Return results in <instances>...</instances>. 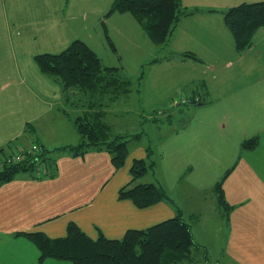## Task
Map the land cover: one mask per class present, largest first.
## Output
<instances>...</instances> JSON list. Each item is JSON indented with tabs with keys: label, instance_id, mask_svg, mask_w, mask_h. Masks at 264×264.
Here are the masks:
<instances>
[{
	"label": "crops",
	"instance_id": "0c3cea01",
	"mask_svg": "<svg viewBox=\"0 0 264 264\" xmlns=\"http://www.w3.org/2000/svg\"><path fill=\"white\" fill-rule=\"evenodd\" d=\"M39 1L41 2L30 0V3H28L25 0H10L11 8H15L13 11V27H16V24L21 25L18 20L19 17H22L20 15L24 11L30 13L38 6H41L42 9L50 8L53 12L57 11L62 5H68V10L78 6L99 8L101 11L100 16L103 17L107 11H111L115 0ZM182 1L185 8L189 10L198 8L201 11L182 18L178 25L179 28L177 27L178 30L176 28L174 31V34L177 31L178 40L174 41L173 45L170 44V47L166 50L167 53L163 55V62L166 63L221 60L230 50L231 42L235 43L225 24L224 11L244 2L264 0ZM38 3L40 4L38 5ZM1 7L0 3V13L3 11ZM88 18L86 14L84 20ZM104 22L109 29L112 28L116 31L127 48L130 44L136 42L138 35L134 37L131 32L139 23L131 14L114 13L106 18ZM48 24L49 28L46 27V30L49 29V34L53 35L47 40L65 43L68 38H64L63 31L58 32L56 28L64 27L66 23L62 22L56 14L53 19L48 20ZM0 34L2 35V30H0ZM255 40L264 42V28L257 32ZM91 41L93 40H85L84 42L98 56L96 48L92 46L95 42ZM11 42L22 45L19 39H15L14 34L0 36V80L2 75H6L9 71L6 67V61H8L6 58H10L11 51L8 50V44ZM154 46L156 51L161 50L155 44ZM37 55H35V58ZM188 55H193L197 59L193 56L190 58ZM261 55L260 52L258 57L252 59L250 63L255 66L260 64ZM18 56H20L19 51L13 53L14 59ZM100 59L103 60L102 57ZM160 59L162 60V58H159L158 61ZM245 65L230 70V76L226 82L222 81L226 87H231L229 96L232 100L225 105L226 110L224 112L230 107L242 111L240 115L237 113L230 115L232 120L235 117L243 119L256 114L249 110L243 112L244 108L264 107V69L247 68ZM104 66L118 69L122 78L133 84L131 77L125 74L118 65ZM19 71L23 75L24 71L21 67ZM39 71L43 74L40 69ZM43 75L52 82V85L44 83L42 91L46 94L40 98L41 103L27 101L26 106H21L24 104L23 102L15 101L14 106V101L2 100L3 95L0 94V164L7 155L13 152L14 146L24 151L33 150L36 148L35 143H37L42 148L55 150L66 146H77L81 142V135L75 121L84 114L88 106L73 104L71 99H67V97L74 96L75 91H67L59 81L45 74ZM198 77L200 79L201 76ZM232 81L236 84L235 88H232ZM205 83L204 80H200L197 84L192 80H188L185 84L187 91L192 89L191 101L201 102L200 106L204 105L200 90ZM34 86L37 87V84L34 83ZM3 88L4 86L1 87L0 91ZM237 88H240V90H236ZM126 95L123 98L134 99L132 103V108H134L136 101L139 100L140 91L134 88ZM234 95L236 96L234 97ZM45 99H50V106L45 103ZM168 100L169 103L179 101L173 96H169ZM82 101H85V99H82ZM118 101L120 103L123 101L122 96L116 100H110L111 104H108L105 108L107 123L111 130L113 129L112 124L119 122L120 117H124V112L118 110ZM85 102L83 103L86 104ZM187 102L182 101L184 104H187ZM177 106L179 107V104ZM125 113L130 114V111L126 110ZM140 115L136 113V118L134 117V127L137 126V129L127 135L133 136L142 133L139 132L138 128L144 122ZM176 115L178 114H165L160 120L155 119L153 116H145L148 120L155 119L156 122H159L155 126L159 137L158 142L162 145L160 166H163V164L168 165L170 176H161V173L156 171L157 164L154 160V150L150 139L149 145L144 143L143 147H141L142 145L136 146L140 147L138 151L128 152L125 164L120 168L114 166L112 156L106 150H87L84 154L79 155L64 150L53 154L57 168L55 176H46L47 171L44 167H41L42 173H45L43 178L35 177L34 172H23L19 173L12 181L3 184L0 187V264H71L68 261L55 259L40 262L38 254L36 259L33 257L27 259L24 252L28 251L30 246L22 240L29 238L23 233L39 232L51 239L63 238L68 234L69 225L74 223L92 240H97L101 234L111 240H121L130 230H145L174 218L178 210L183 212L187 221L195 220L199 222L204 216L207 218L209 214L206 210L208 209L201 211L202 209L197 208V211L188 214L189 210L177 205L175 200H171L170 197L168 201H161L146 208H139L131 200L119 198V191L132 182L131 167L134 161L139 159L148 160V148L153 153L152 158L155 161V166L139 182L154 183L161 186L170 196L173 190L175 192L177 189L176 182L182 181L181 173L183 171L193 173L197 169L196 162L200 158L214 155L218 145L215 142L217 134L211 133L213 123L210 120L205 123L198 121V125L191 127L192 122H184L179 115L176 118ZM181 128L183 131H181ZM119 131L117 133H127L123 129ZM146 133L143 132V135ZM141 137L132 140L141 141ZM21 140L23 141L20 142ZM222 140L223 142L220 143L226 145L229 150L233 148L229 141L226 143L225 138H222ZM51 141L55 142L50 144ZM74 141L78 142L74 143ZM28 142L30 143L27 144ZM10 144L11 148L8 149ZM32 144L34 145L31 146ZM2 149H6L5 154L1 153ZM240 157H243L245 164L249 165L247 173L251 179V184H249L251 187L242 191L241 197L243 200L241 202L229 201L225 191L224 194L227 202L234 206L233 209L238 205H246L244 208H246L245 212L248 214L247 220L249 222L234 227L231 231L229 230L226 244L224 245L223 240L220 245V253L210 261L212 264H264V221L255 219L260 213L264 217V153L263 150L259 151L258 148L242 151L241 147ZM243 215L244 213H241V218ZM222 216L220 217L221 221L225 220V216L223 219ZM192 232L194 237L193 227ZM196 243L204 246L206 251L208 250L207 245L197 241ZM208 254L211 255L210 252ZM38 256L39 258H37ZM194 258L195 264H202L203 257L195 254ZM185 263L193 264L190 261L183 264Z\"/></svg>",
	"mask_w": 264,
	"mask_h": 264
},
{
	"label": "rangeland",
	"instance_id": "374dc122",
	"mask_svg": "<svg viewBox=\"0 0 264 264\" xmlns=\"http://www.w3.org/2000/svg\"><path fill=\"white\" fill-rule=\"evenodd\" d=\"M25 1L30 3V0ZM0 3L2 5L1 10L3 9L0 13V30H2V35L0 34V36L14 34L15 39H19L22 42V45H17L13 42L8 44V50L11 53L10 58H6L8 60L6 61V67L9 71L6 75L3 74L0 80V90L4 86L2 91H0V94L3 95L2 100L14 101V106L15 101L23 102L24 104L21 106H26L27 101L41 103L40 98L46 94L42 91L44 83L52 85V82L40 73L35 62V55L45 53L59 54L75 40L88 41L91 39L93 40L91 42H95L92 46L96 48L98 56L103 58V64L118 65L133 80L130 88L140 91L139 100L138 102L136 101L134 108H132L134 99L123 98L124 95L122 96L123 101L121 103L117 102L118 110L124 112V117H120L119 122L112 124V134L115 135L121 129L127 132L125 134L134 132L137 129V126L134 127V117L136 118V113L141 114L140 117L144 122L138 127L139 132H142L140 133L141 136L143 132L147 133L141 137V141L130 139L127 144L128 150L130 153L135 150L138 151L140 147L136 146L142 145L141 147H143L144 143L149 145L151 139L154 160L157 164L156 171L161 173V176H170V171H168V165L163 164V166H160L162 145L158 142L159 137L155 124L157 125L159 122H156L155 119L160 120L165 114L174 113L178 114L184 122H192L191 127L198 125V121L205 123L210 120L213 123L211 133L217 134L215 142L218 145L214 155L200 158L196 162L197 169L193 173L191 171H183L181 173L182 181L176 182V191L174 192L173 190V193H171L172 197L168 194L170 199L175 200L177 205L189 210L188 214L197 211V208L199 210L202 209L201 211L208 209L206 210L209 214L207 218L204 216L199 222L195 220L189 222L193 227L195 240L198 243L207 245L208 250H205L204 254H199L203 257L202 264H212L210 261L220 253L222 241L224 240V245L226 244L229 230L231 231L234 227H239L249 222L247 220L248 214L245 212L246 208H244L246 205L236 206L233 209L234 211H232L233 213H230V218L222 211L218 202L217 185L224 179L222 188L226 192L227 199L241 202L243 200L241 197L242 191L251 187L249 185L251 184V179L247 173L249 165L245 164L243 157H240L242 144L244 141L255 139L256 144L253 147H255V150L257 148L259 151L263 150L264 153V107L244 108L243 112L249 110L256 114L243 119L236 117L233 120L230 119V115L234 113L240 115L242 111L230 107L226 111L229 113L224 112L226 110L225 105L232 101L229 96L231 87H226L224 83L230 76V70L243 64H246L245 67L247 68L257 67L264 69V42H258L254 38L255 46L241 52L236 49L235 43L231 42L230 50L219 61L202 60L201 62L179 61L166 63L163 62V55L167 53L166 50L170 47V44L173 45V42L178 40L177 31L175 34L174 32L171 34L165 49L156 51L154 43L141 25L137 24V27L131 32L134 37L138 35L136 42H133L127 48L116 31L112 28L109 29L104 22L106 18L117 12L107 11L101 17L99 8L78 6L68 10V5H62L57 11L53 12L50 8L42 9L41 6H38L30 13L24 11L20 15L22 17H19L18 20L21 25L16 24V28L12 25L15 8H11L10 0H0ZM56 14L62 22L66 23L64 27L56 28L58 32L63 31L64 38H68L65 43L47 40L53 35L49 34V29L46 30V27L49 28L48 20L53 19ZM86 14L89 18L84 20ZM18 51L20 56L14 59L13 53ZM260 52L262 54L260 57L261 63L256 66L252 65L250 61L257 58ZM159 58H162V60L155 61L159 60ZM20 67L24 71L23 75L19 71ZM198 76H201L200 79ZM188 80H192L196 84L200 80L206 82L200 90L203 106L199 105L201 104L199 101H191L193 96L192 89L187 91L185 85ZM34 83L37 84V87L34 86ZM235 87L236 84L232 81V88ZM236 90H240V88ZM73 91L76 94L72 97H67V99H71L73 104L86 106L83 103L85 101H82V99H88L89 96L78 90ZM169 96H173L179 101L169 103ZM49 100L45 99V103L48 106H50ZM183 100L184 102L188 100L187 104L182 103ZM178 104L179 107L177 106ZM126 110H129L130 114L125 113ZM180 110L181 112H179ZM178 115H176V118H178ZM145 116H153L155 119L148 120ZM181 131H183L182 128ZM221 137L226 139V143L229 141L233 148L229 150L226 145L220 143L223 142ZM54 142L51 141L50 144ZM77 142L74 141V143ZM35 145L39 146L37 143ZM245 150V148L242 149V151ZM13 151L17 153L18 149L14 146ZM256 165L258 164L256 163ZM254 207L256 208V206ZM241 213H244L243 219L241 218ZM221 215H223L222 219L225 216V220H220ZM255 219L264 221L261 213ZM22 241L30 246L29 250L24 252L27 259L32 257L36 259L37 254L41 255V251L34 242L26 238ZM193 264L195 263L193 262Z\"/></svg>",
	"mask_w": 264,
	"mask_h": 264
},
{
	"label": "trees",
	"instance_id": "16d2710c",
	"mask_svg": "<svg viewBox=\"0 0 264 264\" xmlns=\"http://www.w3.org/2000/svg\"><path fill=\"white\" fill-rule=\"evenodd\" d=\"M200 11L198 8H185L182 0H115L111 8L112 13L131 14L161 50L166 48L182 18ZM224 16L236 49L239 52L247 50L253 47L257 32L264 28V1L244 2L224 11ZM35 59L41 72L61 82L67 91L78 90L89 96V100L85 99L87 110L75 121L81 142L77 146L55 150L39 145L37 154L26 150L21 162L16 161L13 151L1 163L0 187L23 172H34L35 177L43 178L45 173H38L40 166L47 171L46 176H55L57 168L53 154L64 150L75 155L93 149L106 150L111 154L114 166L122 167L129 152L128 141L140 138L141 134L113 135L107 123L105 108L111 104L110 100L131 92L130 81L122 78L118 69L105 67L96 53L82 40H75L59 54H39ZM255 142V139L244 141L242 149L254 150ZM147 151L148 160L134 161L131 167L132 182L119 191L120 199L131 200L139 208L169 200L167 192L161 186L139 182L155 166L151 149L148 148ZM5 152L6 149L1 150L2 154ZM223 180L217 185L218 202L222 211L230 218L234 206L226 200ZM23 235L41 251L40 262L55 259L71 264H181L195 262V254H204L206 250L194 240L192 225L181 210H178L174 218L148 229L130 230L121 240H111L102 234L97 240H92L74 223L69 225L68 234L63 238L51 239L39 232Z\"/></svg>",
	"mask_w": 264,
	"mask_h": 264
},
{
	"label": "built area",
	"instance_id": "2783aa9c",
	"mask_svg": "<svg viewBox=\"0 0 264 264\" xmlns=\"http://www.w3.org/2000/svg\"><path fill=\"white\" fill-rule=\"evenodd\" d=\"M38 150H39V146H36V148H34L33 150H28V152H30L32 154H35V153L38 152ZM25 151L24 150H21L20 148H18V152L17 153H13L17 162H21L24 159L23 153ZM0 167H1V164H0ZM41 170H42L41 166L38 167L39 174L41 173Z\"/></svg>",
	"mask_w": 264,
	"mask_h": 264
}]
</instances>
